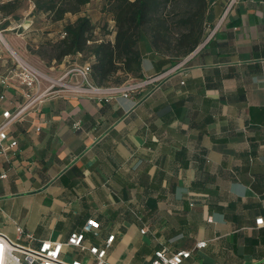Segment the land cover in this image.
<instances>
[{
    "label": "crops",
    "instance_id": "0c3cea01",
    "mask_svg": "<svg viewBox=\"0 0 264 264\" xmlns=\"http://www.w3.org/2000/svg\"><path fill=\"white\" fill-rule=\"evenodd\" d=\"M225 3L206 0L203 23L214 24ZM3 39L24 56L18 38ZM137 48L140 77L180 60L155 52L145 34ZM14 73L3 52L0 121L23 102ZM10 139L0 154V233L12 241H64L93 219L97 235L84 244L113 234L109 263L147 264L165 247L191 251L181 264H264V0H238L157 88L128 97L61 89L12 121ZM197 241L205 246L194 249ZM62 257L90 264L72 247Z\"/></svg>",
    "mask_w": 264,
    "mask_h": 264
},
{
    "label": "trees",
    "instance_id": "16d2710c",
    "mask_svg": "<svg viewBox=\"0 0 264 264\" xmlns=\"http://www.w3.org/2000/svg\"><path fill=\"white\" fill-rule=\"evenodd\" d=\"M19 0L0 2L2 15L12 13ZM32 3L29 16L43 14L51 23L67 13L76 14L91 0H27ZM110 13L112 28L94 35L88 15H77L60 25L59 39L52 43L53 58L80 54L78 64L87 61L90 82L97 86L117 84L127 76L140 77L137 41L145 34L151 48L166 55L171 63L189 52L201 39L206 0H102ZM179 7H173L175 3ZM169 6L171 11H165ZM167 12V13H165ZM5 20L0 29L6 27ZM113 31L109 40L107 34Z\"/></svg>",
    "mask_w": 264,
    "mask_h": 264
},
{
    "label": "built area",
    "instance_id": "2783aa9c",
    "mask_svg": "<svg viewBox=\"0 0 264 264\" xmlns=\"http://www.w3.org/2000/svg\"><path fill=\"white\" fill-rule=\"evenodd\" d=\"M237 1L238 0H227L219 19L212 25L204 24L205 34L175 65L165 71L149 76L124 80L121 83L104 86H97L90 82L89 65L87 62L71 65L56 78L40 72L29 62L17 56L13 50L7 46L3 39V32L6 29H0V58L4 51L9 53L15 70L13 76L16 78L18 84L25 88L22 94V104L11 113L7 110L1 113L0 154L4 155L7 150L13 148L16 144L15 140L12 139L6 144L3 143L6 139V129L9 124L18 119L26 110L36 106L41 99L61 89H69L77 93H86L90 95L100 92H112L118 93L122 97H128L131 93H136L147 87L150 89L157 88L159 83L166 76L174 73L195 53L203 48L219 28L224 17L233 9ZM4 78L0 80L1 83H5ZM43 81L46 82L45 86L42 85ZM2 177H4V174L0 175V178ZM256 222L258 225L262 224V218L256 219ZM97 229L98 223L95 220L86 219L82 227L78 231L69 233L64 241L39 239L34 246L12 241L4 234L0 233V264H81L78 260L64 259L62 257V250L64 247H72L80 252L87 253L90 264H119L109 263L106 260L107 250L114 238L113 234H108L99 246L84 244L85 234L90 233L95 236L97 235ZM138 231L140 234H144L147 229L146 227H141ZM22 237L27 242L33 240L32 235L28 232L23 233ZM204 246V241H197L193 248L200 249ZM190 253V250L170 251L165 247H160L153 250L151 257L147 260V264H181L183 260L190 256Z\"/></svg>",
    "mask_w": 264,
    "mask_h": 264
},
{
    "label": "rangeland",
    "instance_id": "374dc122",
    "mask_svg": "<svg viewBox=\"0 0 264 264\" xmlns=\"http://www.w3.org/2000/svg\"><path fill=\"white\" fill-rule=\"evenodd\" d=\"M4 1L5 0H0V2ZM30 4L32 3L27 0H19L16 2V7L12 13L4 16L0 12V27L6 20L7 25L4 27L6 28L3 32L4 36L7 40L9 34L18 38L22 43L24 56L18 54L14 49H12L13 52L31 65L45 71L49 76L60 75L71 65L78 63L81 57L80 54H75L65 56L59 61L52 57V43L56 39H59L58 32L60 30V25L64 22L72 21L77 15H88L94 26V35L103 32L105 26H107L106 30L108 31L112 28L111 15L106 8H104V2L102 0H92L86 5L81 6L76 14L67 13L63 20L55 23H51L43 14L36 16L35 21H33V18L27 14ZM173 5V7H179L177 2ZM171 9L172 7L169 6L165 11L168 12L171 11ZM28 18L31 22H28ZM4 53L11 59L9 53L5 51Z\"/></svg>",
    "mask_w": 264,
    "mask_h": 264
}]
</instances>
